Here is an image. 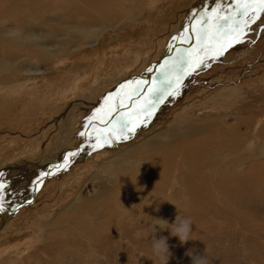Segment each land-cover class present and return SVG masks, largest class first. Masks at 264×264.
<instances>
[{"label": "rangeland", "instance_id": "1", "mask_svg": "<svg viewBox=\"0 0 264 264\" xmlns=\"http://www.w3.org/2000/svg\"><path fill=\"white\" fill-rule=\"evenodd\" d=\"M117 1L119 2V0ZM210 1L123 0L118 3L116 0H112L111 2H116V6H111V13L117 12L116 17L112 23H105L111 26L109 29H104L105 26L100 25L101 29H104V34L108 31L113 32L110 33L112 41L109 44H103L101 41L103 46L95 47V45H99L98 41L94 42L97 29L96 35L91 34L84 40H79L80 34L82 35V32L90 29L82 24L85 4L83 0H0V22H4L0 33L2 36L0 44L11 39L16 30L13 21L5 22V19H9L7 16H10L11 13V18L15 19L19 14H30L29 18L36 23L35 30L30 35L33 34L32 36L35 37L40 35V39L43 37L45 40L40 42L39 48H49V52L43 51V53L47 56L49 53L47 60L50 62L32 64L26 62L25 56L16 59L17 66H22L19 74H28V71L31 74H39L47 84L50 81H69L66 84L68 88L64 86L65 84L57 87L51 101H48V105L52 101L53 104L46 107L48 111H45L46 119L44 121L39 119V113L32 112V116H26L27 112L22 113L21 107L10 114H7V110L0 109L1 112H5L3 119L0 114V172L4 171L1 169L12 165L17 167L10 171L11 180L9 177L0 179V183L13 182L8 185L4 184V190L0 191V230L5 227V224L7 226L9 223H14V226L11 225L0 232V243L5 239L6 242L12 241L14 251L19 253L18 255H14L15 253L0 255V264H163V261L152 255L151 233L153 228L159 224L158 220L172 224L178 214L181 217L190 218L193 224L192 234L187 243L182 245L177 237H172L167 230H159L157 226L156 238L161 236L168 238L169 251L171 252L168 264H192L191 256L186 255L189 252L192 255H206L209 264H264V130H261L264 129V13L258 12L259 10L255 13L250 11L245 20L252 21L253 25H250L242 42L234 43L226 51L225 61L213 63L199 73L185 75L179 84L168 88L170 93L167 92L163 101L159 102L154 109L155 114L150 118L148 126L143 127L142 133L138 134V127L142 123L133 122L131 124L134 120L132 115H136L134 111L131 115L123 117H121L122 115L118 117L121 112H117L115 121L119 120L117 125L119 130H123L120 127H126L127 131H131L127 134H132V132L137 134L128 138L129 142L116 146L115 141L108 142L106 147L93 151L88 159L85 154L89 149L83 154L80 152L76 155V160L85 158L83 163L61 171L58 176H51L44 181V186L42 183L40 186H36L40 176L26 167V163H33L37 158H39L38 164L41 165L44 158L40 152L50 150V147L54 148L60 144V138L62 140L67 133L71 132L73 135L64 150L71 146L75 147L93 131L96 132L94 133L96 136L100 132L99 130H102V128L97 130L94 128L102 116L109 118L108 107L104 106L105 108L102 110L98 108L88 112L84 109H72L70 106L73 102L75 104H81L80 101L85 100L92 102L91 96L94 91L88 90L86 86L80 87V85L81 81L91 77L95 68H98V71L103 70L102 74L104 71L107 72L108 76L98 90L101 99H105L104 93L107 89L109 91L127 85L131 76L136 75L135 73L140 75L148 72L162 60H165L167 67L172 64L173 66H169L168 69L166 67V72L165 70L164 74L160 72L159 76L163 74V80L164 78H167L168 81L169 79L174 80L176 74L185 71L189 60L187 55L190 53V46L194 44L190 31L195 25L199 26L200 34L198 36L200 35L204 38L203 40L207 41L215 39L217 35H227L232 27H237L241 16H237L236 20L229 17L231 9H234V7L230 9V3L224 7L222 6L224 0H214V5ZM219 4L222 7L218 13L214 12L212 9ZM210 5L213 8L208 10ZM121 13L127 19L131 15L137 14L138 17L130 26L131 28H118L126 22L118 15ZM210 15L212 17L207 20ZM224 16L229 19L219 18ZM35 17L36 19H34ZM194 17L200 18L198 23ZM210 22L212 24L208 28ZM217 25H219V30ZM183 31H187V33ZM69 35H72V41L76 43L72 42L70 44L72 46L66 49L65 43L69 42ZM104 40L108 42V39L103 38ZM183 43L185 46L190 45L188 51L178 49L179 45ZM10 44L11 46L3 43L4 51L11 53L21 50L17 44L12 42ZM79 44L82 49L80 52H78ZM128 50H134V52L128 55ZM181 50L183 52L179 53ZM110 51L122 52L125 58L121 57L122 60L114 62V64L113 58H106V54ZM171 56L172 60H170ZM177 60L181 62L178 69L175 67V64L178 63ZM132 70L134 72L130 73ZM16 71L18 73L15 67L12 69L11 75ZM10 72L5 75L7 79L10 78ZM168 74L170 75L168 76ZM153 76L152 81L149 80L150 84L145 87L147 92L143 88L139 91V88L136 87L133 88L134 91L137 90L135 92L132 89L120 91L123 92L121 95L123 101L127 97L135 98L134 95H138L139 92L147 93L144 102L152 98V86H155L153 79H158L155 74ZM5 77L3 75L0 78L5 80ZM141 79L139 82L143 81V78ZM24 81L28 82L23 79L20 83ZM232 93L238 95L231 100L230 98L226 99L227 95ZM149 94L150 96H148ZM60 97H62L61 101L55 100ZM4 100L6 101V99ZM0 101L3 102L1 99ZM144 102L136 104L138 103L136 101L134 107L140 108V110L145 107L147 109L149 103L145 104ZM126 104L127 101L123 105L126 106ZM29 106L31 108L35 105ZM194 106L195 108H193ZM189 107L190 109L198 108V112L203 109L204 115L214 114L215 118L221 117L227 120L215 125V131L217 129L223 131H220V135L214 131V135H203L202 139H227L231 143V141L235 142V138H237L238 141L244 142V146L231 147L230 145L225 148L221 145L214 147L213 151L211 150L209 153L210 156L207 157L211 161L205 168L201 165L202 168L195 170V174L190 175V171L187 169V163L192 161L190 160L183 169L184 177L181 175L180 179L178 177L174 180L172 175L168 177L167 173L159 174L162 179V181L159 180L160 183L165 184L163 188L159 185L149 188L142 181L138 184L134 183L136 179H133V174L136 173L135 175L139 177L143 170V172L145 171L144 175H147L146 167H140L139 171L133 169L135 173L133 170L132 172L129 170L131 178L130 175L129 179H124L126 176H123L120 179L122 186L121 188L118 186L116 191L109 174L103 173L106 172L107 163L113 164L116 157L125 156V154L137 157H142L144 152L147 154L146 148L142 149V147L152 137L178 124L184 118ZM127 108L132 110L133 107L128 105ZM148 109L147 111L143 110L146 115L151 112ZM67 115H69L68 120H63L65 116L67 119ZM205 117L208 118V116H204L200 121H209L214 118L206 119ZM238 120H242L244 125L247 124L246 128L242 126L243 132L226 134L225 128L235 125ZM69 122L70 124H68ZM13 123L15 125H12ZM131 128L133 129L131 130ZM105 129L106 127H104ZM107 130H109L108 125ZM81 133H85V135H81ZM154 133L155 135H153ZM109 135L111 134L108 133L105 137L109 138ZM176 137L181 136L177 135ZM193 137L190 139L178 138V141L170 146L168 145L171 141L162 144L160 143L162 139L159 137L157 138L158 142H153L150 144L151 146H148L150 147L149 151L151 154L157 153L160 156V161L167 162L171 159L173 151L180 157L186 150L191 149L194 141H187ZM37 154L40 156L37 157ZM49 155L52 156V152ZM69 157L70 155L67 156V161H69ZM57 161L55 160L56 163ZM155 164L153 163V165ZM92 167L99 169L100 172H96ZM101 170L104 171L101 172ZM40 171L42 170L40 169ZM184 179L190 183L200 181V184H186L183 183ZM134 186L135 190L132 189ZM163 191L164 193H162ZM121 198L124 200L121 201ZM28 200L30 202L27 205H22L24 201ZM25 208L28 210L14 220ZM3 215L4 217L14 216L8 220L10 221L8 224V221H4L2 226ZM159 226L167 227L163 224H159ZM20 232L23 233L21 236L29 235V238L20 240L21 236L18 235ZM17 238L18 240H16Z\"/></svg>", "mask_w": 264, "mask_h": 264}, {"label": "bare ground", "instance_id": "2", "mask_svg": "<svg viewBox=\"0 0 264 264\" xmlns=\"http://www.w3.org/2000/svg\"><path fill=\"white\" fill-rule=\"evenodd\" d=\"M18 1V0H17ZM20 1V0H19ZM71 1V0H70ZM112 0H83V2L85 3L84 4V13H83V17H84V21L82 24H84L86 27L90 28V29H87V31H84L82 32V35L80 34L79 36V40L82 41V39L84 40V38H86L87 36L89 35H96V29H97V36H96V41H98L99 45H95V47L97 46H101L102 45V42L103 44H109L112 39H111V36L112 34L110 33H113L112 31H108L106 34L103 33V30L111 27L110 25H108L109 23H112L116 17V13H111L112 11V8L111 6H116V2H118L116 0V2H111ZM120 1H123V0H119L118 3H120ZM125 1V0H124ZM203 1V0H202ZM205 1V0H204ZM69 2V1H67ZM136 2V1H135ZM156 2V1H155ZM211 4L214 3V0H211L210 1ZM208 2V3H210ZM71 3V2H70ZM76 3V2H75ZM126 3V2H125ZM132 3V2H131ZM198 3V2H197ZM230 3V9L234 7V9H231L230 11V16L229 17H232V19H235L237 16H241L240 17V22L238 23L237 27H232L230 29V33L232 34H227V35H217L215 37V39H211V40H203L204 38L200 37V35L198 36V34H200V31H199V26L195 25L194 28L191 29L190 31V34H191V37L192 39L194 40V44L192 46H190V53H188V61H187V65L185 67V73L184 72H180L179 74H176V77L174 78V80H171L169 79V81L167 80V78L163 80V77L162 75L164 74V70L166 69V63L164 62L165 60H162V61H159L158 63H156L152 68H150V71L148 72H144L146 74H137L135 73L136 75L134 76H131L130 78V82L123 86V87H120V88H113L111 90L108 91V89L106 90V92L104 93V98L105 99H101L102 97L99 94L100 91H98L101 86L103 85V81L108 77L107 76V72L104 71V73L102 74L101 72L103 70H99L100 71V74H99V71H98V68L94 69V71L91 73V77H88L86 78L84 81H81V85L80 87L82 86H86V88L89 90V89H92V91H94V94L91 96V99L92 102H90V100H85V101H80L81 104H75L73 102V104L71 103V107L72 109H84L88 112H91L93 110H97L98 108L99 109H103L105 108L104 106L108 107V111H107V114H109L111 112L112 114V118L109 119L108 117L107 118H103L104 116L101 117V119L98 121V124H96L95 128L94 129H100L102 128V130H99L100 132L95 136L94 133H96L95 131H93V133H90L89 135H87L86 138H84L82 140L81 143H78L75 147H72L71 148H68L66 150H64V148H66V146L69 144V140L70 138L72 137L73 134L70 133H67L65 135V137L63 136V139L61 140L60 138V141L61 143L60 144H57L56 146H54V148L50 147L51 149L49 150H46L44 152H40V155L43 156V160L44 162L39 165V158H37L33 163H26V167L29 169V170H33V172L37 173L36 175L40 176V179H39V186L40 184L42 183L43 186H44V181L46 179H49L51 178V176H58V173H60L61 171H65L67 169H70V167H72L73 165H79L80 163H83L84 160L88 159L90 154L93 153V151H96V150H100L102 147H106L105 145L108 144V142H114L115 146L116 145H120V143H124V142H129L128 141V138H130L132 135H137V134H127L128 132H131V131H127L126 127H120V128H123V130H119V128L117 127V125L119 124V120L118 122L115 121V119L117 118V112L120 111L121 114L118 115L123 117V116H129L132 114V111H134L136 113V115H132L134 120L131 122V124L133 122H136V123H142L140 127H138L139 131H138V134L139 132L142 133L143 131V127H147L148 126V123L150 121V118L152 117V115L155 114L154 112V109L157 107V105L159 104V102L161 103V101H163V99L165 98V96L167 95V92H169V89L170 87H172L173 85H176V84H179L180 81H182V78H184L185 75H188V74H196V73H199V71L203 70V69H206L208 67H210L213 63H218V62H223L225 61V58H226V51L230 48V46H233L234 43L237 44L236 40L238 39L239 41H243V36L246 35V33L249 31V27L250 25L252 24L250 22H247L245 23V19L246 17L245 16H242L240 14H238L237 12V9L236 7H238V4H237V0H224V2L222 3V6L226 7L227 4ZM232 3V4H231ZM18 4V3H17ZM73 4V3H72ZM71 4V5H72ZM81 4V3H80ZM115 4V5H114ZM133 4V3H132ZM142 4V3H140ZM206 4V3H204ZM216 4V3H215ZM121 5H124V4H121ZM134 5V4H133ZM137 5V4H136ZM201 5V4H200ZM207 5V4H206ZM205 5V6H206ZM214 5V4H213ZM212 5V6H213ZM233 5V6H232ZM18 6V5H16ZM33 6V5H31ZM82 6V4H81ZM217 6V5H216ZM220 4L219 6L217 7H211L210 5V9L208 10H220V8L222 7ZM241 8L243 7V4H240L239 5ZM253 6V7H252ZM15 7V5H14ZM34 7V6H33ZM130 7V6H128ZM143 7V6H142ZM156 7V6H155ZM159 7V6H158ZM207 7V6H206ZM119 7H117L118 9ZM122 8V7H121ZM127 8V7H126ZM251 8H258L257 11L259 10V6L256 5H250V11H251ZM120 9V8H119ZM123 9V8H122ZM234 10V11H232ZM10 11V10H9ZM77 11V10H76ZM229 11V10H228ZM227 11V13H229ZM249 11V13H250ZM38 12V11H37ZM142 12V10H141ZM155 12V11H154ZM158 12V11H157ZM199 12V11H197ZM207 12V11H206ZM215 12V11H214ZM260 12V10L258 11ZM33 13V12H31ZM77 13V12H76ZM80 13V12H79ZM123 13V12H122ZM122 13L121 14H118L120 15V17L124 20H126V22L123 24V26L121 25L120 27L118 28H129L132 23L135 22V19L138 17L137 14L136 15H131V17H129L128 19L125 17V16H122ZM207 14V13H206ZM258 14V13H257ZM262 14V13H261ZM19 14L17 16V18H11V13H10V16H7L9 19H5V22H9L10 21H13V24H14V28H16V30L14 31L13 35L11 36V39H7L5 40L3 43H6V44H10V42H12L13 44H17L18 46H20L21 50H17V51H14V52H11L9 53L8 51H4V46L3 43L0 44V77H5V75L9 72H10V78L7 79V77H5V80H3L2 78H0V99L3 100V102L0 101V109L2 110H7V114H10L12 112H14L16 109H19L21 107V112L22 113H26V116L28 115H31L33 114L32 112H34L35 114L36 113H39L40 115H38L39 119H43V121L46 119L45 118V115H46V112L45 111H48V109L46 107H49L50 105L53 104V101L49 103V105L47 104L48 101H51V98H52V95L54 93H56L57 91V87L59 88V86H62L64 85L65 87H67V83L69 82L68 80L67 81H63V82H52L50 81L48 84L43 81L44 78H42L41 76H39V74H31L29 71H28V74H19L21 72V65L17 66L16 62L18 58L20 57H23L25 56V60L26 62L28 61L29 63H36V62H44V63H47V62H50L49 60H47V57H49V53H48V56L44 53V52H49V48H44L42 47L39 48V44L40 42H42V40H45L43 39H40V35L35 37V36H32L30 35L31 33H33L32 31L35 30V26H36V23L31 19L29 18L30 14ZM32 15V14H31ZM46 15V14H45ZM76 15V14H75ZM78 15V14H77ZM129 15V14H128ZM127 15V16H128ZM141 15V14H140ZM170 15V14H169ZM14 16V15H13ZM197 16V15H196ZM208 16V15H207ZM0 17H1V14H0ZM16 17V16H15ZM33 17V16H31ZM47 17V16H46ZM81 16V18H83ZM212 16L210 15L209 18H207V20H209ZM234 17V18H233ZM4 18V17H3ZM11 18V20H10ZM45 18V17H44ZM63 18L65 19L64 15H63ZM203 18V17H202ZM1 19V18H0ZM36 19V17L34 18ZM80 19V18H79ZM78 19V20H79ZM145 19V18H144ZM194 19H196L197 23L199 22L198 20H200L199 17H194ZM193 19V20H194ZM229 19V18H228ZM236 20V19H235ZM235 20H232V21H235ZM59 21V20H58ZM63 21V20H62ZM105 21H108V22H105ZM212 21V20H211ZM140 22V21H139ZM143 22V21H142ZM181 22V21H180ZM236 22V21H235ZM234 22V23H235ZM4 22H0V33L2 31V27H3V24ZM105 23H108V24H105ZM141 23V22H140ZM139 23V24H140ZM159 23V22H158ZM227 23V22H226ZM233 23V22H232ZM39 24V23H38ZM190 24H193V23H190ZM196 24V23H195ZM209 25L207 26L208 28L211 26V22L208 23ZM100 25H103L105 26L104 29H101L102 26ZM156 25H159V24H156ZM155 25V26H156ZM234 25V24H232ZM253 25V24H252ZM100 26V27H99ZM191 26V25H190ZM193 26V25H192ZM141 27V26H139ZM131 28V27H130ZM117 29V28H116ZM115 29V30H116ZM126 29V30H127ZM136 29V28H135ZM134 29V30H135ZM237 31V33H235V31ZM187 30V29H186ZM229 30V29H228ZM210 31V30H209ZM227 31V30H226ZM124 32V31H123ZM185 33H187V31H183ZM95 33V34H94ZM116 33V32H114ZM122 33V32H121ZM158 34V33H157ZM226 34V33H225ZM117 35V33H116ZM15 36V37H14ZM202 36V35H201ZM205 36V35H204ZM203 36V37H204ZM2 37V36H0ZM197 37V38H196ZM207 37V36H206ZM69 38V42L68 43H65L66 44V49H68L69 47H71L72 45H70L72 42L73 43H76L74 41H72V35H69L68 36ZM103 38L105 39H108V42H106L105 40L103 41ZM201 40H200V39ZM179 39V38H178ZM177 39V40H178ZM11 40V41H10ZM102 41V42H101ZM176 41V40H175ZM122 42V41H121ZM179 43V42H178ZM182 43V42H181ZM193 43V42H192ZM81 44V43H80ZM79 44V46H80ZM211 44V45H210ZM239 44V43H238ZM83 45V44H82ZM112 45V44H111ZM230 45V46H228ZM103 46V45H102ZM107 46V45H106ZM177 47V45H175ZM188 46H185V43L183 44H180L178 49H185L184 51H188ZM114 47V46H113ZM175 47V48H176ZM24 48V49H22ZM108 48V47H107ZM225 49L223 51H221V49ZM52 49V48H51ZM91 49V48H90ZM109 49V48H108ZM112 49V48H111ZM100 50V49H99ZM106 50V48H105ZM127 50V49H126ZM78 51V50H77ZM82 51L81 49V46L79 48V51L80 52ZM116 51V50H115ZM115 51H110L106 54V58L110 59V58H113V63L115 62H119V60H122L121 57L125 58V55L121 52V53H115ZM138 51V50H137ZM107 52V51H106ZM118 52V51H117ZM131 52H134V50H128L127 53L128 55L131 53ZM183 52L182 50L179 52L181 53ZM209 52H211V54H209ZM133 54V53H132ZM164 54V53H163ZM138 55V54H137ZM164 56V55H163ZM24 58V57H23ZM33 58V60H32ZM183 58V57H182ZM181 58V59H182ZM173 57L171 56L170 60H172ZM179 59V60H181ZM93 60V59H92ZM168 60V61H170ZM92 62V61H91ZM90 62V64H91ZM167 62V61H166ZM178 63L175 64V67L178 69V67L180 66L181 62L177 60ZM18 63V62H17ZM21 63V62H20ZM109 63V62H108ZM112 63V64H113ZM114 63V64H115ZM178 64V65H177ZM118 65V64H117ZM28 66V65H27ZM89 66V65H88ZM158 66V67H157ZM171 66V65H169ZM168 66V67H169ZM173 66V64H172ZM171 66V67H172ZM16 67V69L18 70V73L16 71L15 74L11 75L12 73V69H14ZM91 67V66H90ZM89 67V68H90ZM164 67V68H163ZM167 67V69H168ZM174 67V68H175ZM104 68V67H102ZM134 68V67H132ZM159 68V69H158ZM157 70V72H155ZM173 69V68H172ZM28 70V69H27ZM26 70V71H27ZM168 71V70H167ZM171 70H169L170 72ZM176 71V70H174ZM87 72V71H86ZM91 72V71H90ZM121 72V70H120ZM134 71L132 70L130 73H133ZM160 72H163L162 75L159 76ZM166 72V70H165ZM172 74H174L173 71H171ZM177 73V72H176ZM31 74V75H29ZM84 74V73H83ZM153 74H155V76L158 77V79H153L155 82V86H152V98L150 99H147L146 102H144L145 100V94L144 92H139L142 88L144 89L145 92H147V90L145 89V87L150 84V81L154 76ZM130 75V74H129ZM170 74H168L169 76ZM106 76V77H105ZM139 76V77H138ZM105 77V78H103ZM143 78V81L142 82H139L141 81ZM23 79L27 80L28 82L24 81L22 83H20V81H23ZM84 79V78H83ZM141 79V80H140ZM161 80H163V82L160 84ZM133 81H135L133 83ZM137 81V82H136ZM149 81V82H147ZM152 81V80H151ZM158 82V83H156ZM133 83V84H132ZM130 84H132V86L130 87ZM160 84V85H159ZM63 86V87H64ZM130 87V89H128ZM134 87L136 88H139L138 90V95H134L135 98H132V97H127L125 101H123V97L121 98V95L123 94V92H120L122 90H128L130 91L131 89L133 90V92L137 91L135 90L134 91ZM68 88V87H67ZM151 88V87H150ZM62 89V88H61ZM156 89V90H154ZM179 89V88H178ZM67 90V89H66ZM72 92V91H71ZM98 92V93H97ZM108 92V93H107ZM170 93V92H169ZM61 94V93H60ZM111 94H113L112 96H110ZM134 94V93H133ZM4 95V96H3ZM96 95H98V97H96ZM115 95V96H114ZM238 95L237 93H232V94H229L227 95V98L226 99H229L230 100L234 97ZM72 96V95H71ZM133 96V95H132ZM150 96V94L148 95ZM225 96V95H224ZM74 98V96H73ZM6 99V101L4 100ZM225 99V100H226ZM55 100H59L61 101L62 100V97L60 98H57ZM54 100V101H55ZM167 100V99H166ZM127 101V104L126 106H124V102ZM138 101V103L136 104H140V103H149V105H147V109L148 110H151V112H149V115L145 114V111H147L146 107L145 108H135L134 107V104L135 102ZM132 102V103H131ZM35 103V104H34ZM120 103V104H119ZM35 105V106H32L30 108L29 105ZM132 106V110L130 108H127V106ZM162 105V104H161ZM30 108V109H29ZM33 108V110H32ZM195 108V106L193 107ZM198 109V108H197ZM197 109H190L187 108L186 112H185V115H184V118L178 123L176 124L174 127L172 128H169V129H166V131H164L163 133H160L154 137H152L151 140L148 141V143L146 145H144L142 147L143 148H146L145 150L148 151L147 154H144L142 155V157H137V156H127L125 154V156H120V157H116V159L114 160L113 164H108L106 165V172H103L104 170H101V172L103 173H108L109 174V178L110 180L112 181V184L114 186V189L117 191V187L119 186L121 188L122 185H120V179H122L123 176H126L124 179L128 178V176L130 175V171L132 172L133 169H137L138 171L140 170L139 168H144L146 167L145 169H148V174L147 175H144V172L142 170V172H140V175L139 177H137L135 174V171L133 174V179H136L134 181V183L136 182L137 184L140 183L142 181V183L146 184V187H153V186H156V185H159L161 186L162 188L165 187V184H162L160 183V179H161V176L159 174H162V173H167L168 177L172 175L173 179L176 180L178 177V179H180V176L182 175V172H183V169H185V164L192 160L190 163H187L188 166H187V169L188 171H190V175L192 174H195V170H198L199 168H202L201 165L205 168V166L209 163V161H211L210 159H208L207 157L210 156V151L212 150L213 151V148L216 147V146H223V147H228L231 145V147H242L244 146V142L243 141H238L237 138H235V142H232L231 143L226 139V140H216V139H213V138H203L202 139V136L203 135H212L213 132L215 131V125L216 124H219L220 122H226L227 120L226 119H223V118H215L214 116L216 115H204L202 112H203V109L198 110ZM32 110V111H31ZM145 110V111H143ZM164 110V109H163ZM159 111V110H158ZM119 112V113H120ZM5 112H1L0 111V114H1V119H3L4 117V114ZM116 113V114H115ZM158 113V112H157ZM191 113V114H189ZM71 114V113H70ZM89 114V113H88ZM93 114V112H92ZM115 114V115H114ZM98 115V114H97ZM208 116V118L206 119H211L213 118L212 120H203V121H200L204 116ZM32 116V115H31ZM68 116L67 115V119H66V116L63 120H68ZM71 116V115H70ZM211 116V117H210ZM48 117V116H47ZM137 118H139L137 121H135ZM70 119V117H69ZM48 120V119H47ZM59 120V119H58ZM102 121H106V122H102ZM237 122V121H236ZM1 123V122H0ZM45 123V122H44ZM43 123V124H44ZM93 123V122H92ZM122 123V121H121ZM126 123V122H125ZM144 123V124H143ZM70 124V122L68 123ZM90 124V123H89ZM130 124V125H131ZM241 124V126H240ZM12 125H15V123H13ZM107 125H108V128L109 130H107ZM127 125V124H125ZM144 125V126H143ZM247 125V124H246ZM246 125H244L243 121L242 120H238L237 123H235V125H230L229 128H225V133L227 134H230V133H237V132H243V129H242V126L246 128ZM169 126V125H167ZM166 126V127H167ZM72 127V126H71ZM104 127H106V129L104 130ZM223 127V126H222ZM73 128V127H72ZM76 128V127H75ZM126 128V129H125ZM220 128V126H219ZM62 129V128H61ZM133 128H131L132 130ZM165 129V128H164ZM163 129V130H164ZM221 129V128H220ZM242 129V130H241ZM261 130H264V129H261ZM90 131V130H89ZM222 131V130H220ZM220 131L217 129V131H215L218 135H220ZM245 131V129H244ZM61 132V131H60ZM211 132V133H210ZM214 132V133H215ZM223 132V131H222ZM262 132V131H261ZM108 133H110L111 135H109L110 137L107 138L105 137ZM114 133V134H113ZM151 133H153V131H151ZM71 134V135H70ZM88 134V133H87ZM150 134V133H149ZM222 134V133H221ZM224 134V133H223ZM120 137H119V136ZM146 135V134H145ZM155 135V133L153 134ZM181 136L182 138H186V139H190L192 136L193 139L191 140H188L187 142H193L194 144L190 147L191 149H188L185 151L184 154L180 155H177L175 153V151H173L171 153V159L167 162H162L160 161V156L157 154V153H150L149 151V148L148 146H151L150 144H152L153 142H158V139L159 137H161L162 139V144H165L166 142H169V145H174L175 142L178 141V138L181 139V137H176V136ZM214 135V134H213ZM60 136V134H59ZM56 137V136H55ZM61 137V136H60ZM141 137V135H140ZM145 137V136H144ZM150 137V136H149ZM174 137V138H173ZM235 137V136H234ZM96 138V139H94ZM225 138V137H224ZM263 138V137H262ZM174 139H176V141H174ZM179 139V140H180ZM109 140V141H108ZM99 141V142H97ZM134 141V140H133ZM138 141V140H137ZM47 142V141H46ZM94 142H96L94 145H92ZM113 144V143H112ZM190 144V143H189ZM50 145V144H49ZM52 145V144H51ZM75 145V144H74ZM227 145V146H226ZM62 146H65L62 148ZM49 147V146H48ZM89 147V148H88ZM109 147V146H108ZM119 147V146H118ZM122 147V146H121ZM132 147V146H131ZM148 147V148H147ZM158 148V147H157ZM174 148V147H173ZM188 148V147H187ZM87 149H89L88 152ZM121 149V148H120ZM130 149V148H129ZM184 149V148H183ZM231 149V148H230ZM229 149V150H230ZM41 150V149H40ZM116 150H118V148L116 147ZM138 150H140L138 148ZM151 150V149H150ZM174 150H176V148H174ZM129 151V150H128ZM154 151V150H153ZM52 152V156L49 155L51 154ZM87 153L85 154L86 156V159L83 158L82 160H76V155H78L79 153ZM125 152H127L125 150ZM134 152V151H133ZM165 152V151H164ZM62 153V154H61ZM124 153V152H122ZM119 154V153H118ZM117 154V155H118ZM130 155L132 154L129 153ZM140 154V153H139ZM38 155V154H37ZM40 155H38L37 157H39ZM69 161L67 156H69ZM110 155V154H109ZM151 155V156H150ZM206 155V157H205ZM18 157V156H17ZM169 157V155H168ZM19 158V157H18ZM148 158V159H147ZM216 158V157H215ZM233 158V157H232ZM58 159V161H57ZM212 159V158H211ZM55 160L57 161V163L55 162ZM179 160V161H178ZM148 161V162H147ZM22 163V162H21ZM20 163V164H21ZM112 163V162H111ZM153 163H156L155 165H153ZM158 164V165H157ZM101 165V164H100ZM157 165V166H156ZM134 166V167H133ZM159 167V168H157ZM17 167L16 165H12L11 167H7V168H4V169H1V170H4L2 172V176H0V179L3 178V177H9V180L12 179V176L10 175V171L11 170H15ZM26 168V169H27ZM74 168V167H73ZM93 169H95L94 167H92ZM40 169L42 171H40ZM101 169V168H100ZM144 169V170H145ZM130 170V171H129ZM96 172H100L99 169H95ZM111 171V172H110ZM136 171V172H138ZM187 171V172H188ZM94 172V170H93ZM1 173V172H0ZM48 174V175H45V174ZM102 173V174H103ZM180 173V174H179ZM101 174V173H100ZM10 175V176H9ZM163 175V174H162ZM132 175H130V178H131ZM183 176V175H182ZM181 176V177H182ZM164 177V176H162ZM184 177V176H183ZM199 177V176H198ZM37 178V177H36ZM98 179V178H97ZM100 179V178H99ZM108 179V177H107ZM129 179V178H128ZM37 180V179H36ZM186 179L183 180V183H186V184H200L199 182L198 183H190V182H187L185 181ZM196 180V179H195ZM162 181V179H161ZM164 181V180H163ZM189 181V180H188ZM123 183V181H121ZM3 184H10V183H13V182H2ZM37 183V182H36ZM132 184V183H131ZM162 184V185H161ZM167 184V183H166ZM141 185V184H139ZM38 186V183L37 185ZM42 186V187H43ZM124 186V185H123ZM136 186V185H135ZM135 186L132 188L133 190H135ZM147 188V189H149ZM159 188V187H158ZM156 188V189H158ZM29 189V188H28ZM107 189V188H106ZM131 189V190H132ZM166 189V188H165ZM136 190L137 187H136ZM143 190V189H142ZM152 190V189H151ZM168 190V188H167ZM107 191V190H106ZM123 191V190H122ZM27 192V191H26ZM158 192V191H157ZM156 192V193H157ZM160 192V190H159ZM158 192V194H159ZM28 193V192H27ZM38 193V192H37ZM114 193V192H113ZM141 193V192H140ZM154 193V192H153ZM164 193V191L162 192ZM117 194V192H116ZM121 194H123V192H121ZM120 194V195H121ZM146 194V193H145ZM148 194V193H147ZM157 194V195H158ZM109 195V194H108ZM119 195V194H118ZM124 195V194H123ZM143 195V194H142ZM141 195V197H142ZM166 195V194H165ZM111 196V195H110ZM35 197V196H34ZM115 197V196H114ZM119 197V196H118ZM122 197V196H120ZM124 197V196H123ZM130 197V196H129ZM144 197V196H143ZM152 197V196H151ZM156 197V195H155ZM109 198V197H108ZM111 198V197H110ZM164 198V197H163ZM167 198V197H166ZM24 199V198H23ZM26 199V198H25ZM32 199V198H31ZM29 199V200H31ZM122 199V198H121ZM120 199V200H121ZM24 201V203L22 205H27L30 201ZM124 199H122L121 201H123ZM153 200V199H152ZM157 200V198H156ZM166 200V199H164ZM23 201V200H22ZM114 201V200H113ZM109 202V201H108ZM2 203V202H1ZM32 204V203H31ZM111 204V203H110ZM31 207V206H30ZM112 207V206H111ZM15 209V208H13ZM83 209V208H82ZM28 209H22L19 214L17 215V217L14 219L16 220L19 215L23 214L24 212H26ZM113 210H114V207H113ZM163 210V209H162ZM16 211V210H15ZM14 211V212H15ZM18 211V210H17ZM158 211V210H157ZM155 212V211H154ZM2 213V212H1ZM111 213V212H110ZM156 213V212H155ZM15 215V214H14ZM14 215H11V216H8V217H4L3 215V223H2V226L4 224V221H8L12 218V216ZM13 220V221H14ZM10 221L7 222V224L9 223ZM14 224V223H13ZM13 224H10L6 226L5 224V227L3 229L0 230V232H2L3 230H6L9 226L13 225ZM14 226V225H13ZM1 228V227H0ZM23 233H19L18 235L21 236ZM51 235V234H50ZM28 239L29 238V235L28 236H21L20 237V240L21 239ZM25 239V240H26ZM18 240V238L16 239ZM51 252V251H50ZM15 253V254H14ZM6 254H11V255H18L19 253H17L16 251H14L13 249V246H12V241H9V242H6V239L1 241L0 243V255L1 256H4Z\"/></svg>", "mask_w": 264, "mask_h": 264}, {"label": "clouds", "instance_id": "3", "mask_svg": "<svg viewBox=\"0 0 264 264\" xmlns=\"http://www.w3.org/2000/svg\"><path fill=\"white\" fill-rule=\"evenodd\" d=\"M159 224L166 225L167 227L161 228L159 224V230H167L170 232L172 237H177L180 243L183 245L190 240L192 234V221L188 217H181L179 214L176 216L175 222L168 224L167 221L158 220ZM157 226H155L151 233V252L152 255L163 261V264H168V259L171 256L169 251V244L167 237L156 238ZM186 255L191 256L192 264H209L207 256L192 255L191 252L186 253Z\"/></svg>", "mask_w": 264, "mask_h": 264}, {"label": "snow or ice", "instance_id": "4", "mask_svg": "<svg viewBox=\"0 0 264 264\" xmlns=\"http://www.w3.org/2000/svg\"><path fill=\"white\" fill-rule=\"evenodd\" d=\"M237 4H238V7H237V12L238 14L242 15V16H245L247 17L249 15V11H250V5H258L260 6L259 10L260 12L264 13V0H237ZM240 4H243V7L241 8L239 5ZM215 12L218 13V10H213ZM251 11L253 13H255L257 11L256 8H251ZM220 19H224V20H228V17L227 16H224V17H219ZM245 23H247V21H245ZM217 29L219 30V25H217ZM235 31V29H234ZM236 42H240L238 39L236 40ZM230 46V45H228ZM225 49H221V51H223ZM112 118V114L111 112L109 113V119ZM102 122H106V121H102ZM81 135H85V133H81ZM3 174L0 173V176H2ZM45 175H48L47 173ZM38 185H39V182H37ZM4 190V184L3 183H0V191H3Z\"/></svg>", "mask_w": 264, "mask_h": 264}]
</instances>
